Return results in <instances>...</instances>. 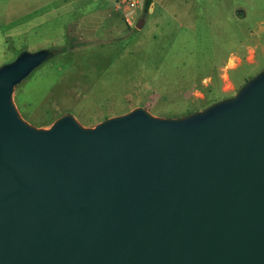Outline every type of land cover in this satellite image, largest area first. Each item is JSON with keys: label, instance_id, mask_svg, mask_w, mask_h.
Masks as SVG:
<instances>
[{"label": "water", "instance_id": "obj_1", "mask_svg": "<svg viewBox=\"0 0 264 264\" xmlns=\"http://www.w3.org/2000/svg\"><path fill=\"white\" fill-rule=\"evenodd\" d=\"M58 52L0 66V264H264V70L183 117L38 128L14 88Z\"/></svg>", "mask_w": 264, "mask_h": 264}, {"label": "rangeland", "instance_id": "obj_2", "mask_svg": "<svg viewBox=\"0 0 264 264\" xmlns=\"http://www.w3.org/2000/svg\"><path fill=\"white\" fill-rule=\"evenodd\" d=\"M132 1L0 0V66L59 49L14 88L24 120L49 128L70 114L91 128L136 108L183 117L264 70V0L187 1L180 14L174 0L147 12Z\"/></svg>", "mask_w": 264, "mask_h": 264}, {"label": "crops", "instance_id": "obj_3", "mask_svg": "<svg viewBox=\"0 0 264 264\" xmlns=\"http://www.w3.org/2000/svg\"><path fill=\"white\" fill-rule=\"evenodd\" d=\"M163 1H165V0H160V2H163ZM187 1L190 2L189 5H191V2H193L194 0H174V6H173L174 10L176 9V11L179 14L182 13V11L177 10V8L182 9L181 8L182 3H183V5H185ZM158 2H159V0H158ZM150 11H151V8H150Z\"/></svg>", "mask_w": 264, "mask_h": 264}, {"label": "built area", "instance_id": "obj_4", "mask_svg": "<svg viewBox=\"0 0 264 264\" xmlns=\"http://www.w3.org/2000/svg\"><path fill=\"white\" fill-rule=\"evenodd\" d=\"M119 4L123 8H132L136 3L132 0H119Z\"/></svg>", "mask_w": 264, "mask_h": 264}, {"label": "trees", "instance_id": "obj_5", "mask_svg": "<svg viewBox=\"0 0 264 264\" xmlns=\"http://www.w3.org/2000/svg\"><path fill=\"white\" fill-rule=\"evenodd\" d=\"M151 2H152V0H146V1H145V7H144V9H145V12H147V11H148V8H149V6H150ZM73 47H74V46H73Z\"/></svg>", "mask_w": 264, "mask_h": 264}]
</instances>
